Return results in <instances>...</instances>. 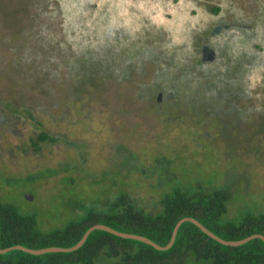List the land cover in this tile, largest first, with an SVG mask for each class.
Here are the masks:
<instances>
[{"label":"rangeland","instance_id":"obj_1","mask_svg":"<svg viewBox=\"0 0 264 264\" xmlns=\"http://www.w3.org/2000/svg\"><path fill=\"white\" fill-rule=\"evenodd\" d=\"M195 1L187 20L186 0H0V201L43 231L122 190L144 206L173 187L227 186L225 218L264 213V40L197 62L212 8L233 2L244 21L256 9ZM41 132L58 141L36 149Z\"/></svg>","mask_w":264,"mask_h":264},{"label":"trees","instance_id":"obj_2","mask_svg":"<svg viewBox=\"0 0 264 264\" xmlns=\"http://www.w3.org/2000/svg\"><path fill=\"white\" fill-rule=\"evenodd\" d=\"M57 141L56 137L41 132L31 143L38 149L39 143ZM131 155L133 161L135 155ZM129 168V160L122 159L119 169L124 171ZM63 169L80 170L71 164L65 165ZM58 170L47 169L40 174L45 178L58 174ZM130 170L136 173L138 168L135 166ZM160 195L163 196L156 204L151 205L147 199L141 206L140 200L129 191L122 190L104 208L89 207L84 215L70 221L64 228L50 231L39 229L35 214L21 213L13 203L0 201V248L16 245L31 249L71 248L95 225H106L123 233L141 235L160 246H166L176 224L186 217L197 219L227 241H239L254 234L264 235V213H248L241 220L225 218L231 200L227 186H178L164 190ZM149 207L151 209L147 212ZM190 254L194 255L198 263L205 264H264V241L255 238L243 245L227 246L211 238L195 224L184 222L168 250H157L138 240L94 230L78 250L41 255L12 250L0 254V264H185Z\"/></svg>","mask_w":264,"mask_h":264},{"label":"flooded vegetation","instance_id":"obj_3","mask_svg":"<svg viewBox=\"0 0 264 264\" xmlns=\"http://www.w3.org/2000/svg\"><path fill=\"white\" fill-rule=\"evenodd\" d=\"M251 1L256 9V13L249 21H244L240 12L236 11L233 2L229 4L227 3V5L224 6L218 5L211 9L213 17H209L212 19V24L207 28L209 29V32L206 30L204 36H199L201 46L198 49V54L201 55V58L197 62L200 67H205L211 64L213 65L219 58V54L220 57L223 55L229 57L231 52H234L235 50L238 51L241 46L248 47L249 49L252 44L264 40V0ZM198 3H200V1L186 0V2H182L180 5L183 7V10H181L183 13L186 11L185 9H189L187 11L188 14H190V12L192 13V15L188 16L187 20L189 18L191 19V16L194 18L195 15L199 14V10L196 7V4ZM230 9H234L236 12L233 15V18H222L223 14ZM182 12L180 15L177 14L176 17L179 22L183 21V23H186L185 19L180 20L183 15ZM204 29L205 28L203 27L198 31L196 30L195 34H201ZM162 97L163 92H159L157 98L158 104L161 103Z\"/></svg>","mask_w":264,"mask_h":264},{"label":"water","instance_id":"obj_4","mask_svg":"<svg viewBox=\"0 0 264 264\" xmlns=\"http://www.w3.org/2000/svg\"><path fill=\"white\" fill-rule=\"evenodd\" d=\"M28 199L32 200L33 196L30 195L28 197ZM184 222H191V223L195 224L197 227H199L204 233L209 235L211 238H213V239L217 240L218 242H220L221 244H224L227 246L243 245L246 242H248L252 239H255V238H258V239H261L264 241V235L263 234H254V235H251V236H249L245 239L239 240V241H227V240L220 238L219 236H217L213 232H211L209 229H207L205 226H203L197 219L191 218V217H186V218L181 219L176 224L174 231H173V234H172V238L166 246H160L159 244L155 243L154 241L150 240L149 238L141 236V235L123 233V232L117 231L111 227H108L106 225H95V226L90 227L86 231V233L83 235L82 239L75 246H73L71 248L49 247V248H44V249H31V248H28V247H25L22 245H16V246L8 247L5 249L0 248V254H5V253H8L12 250H22L24 252H27V253L33 254V255H41V254H45V253H57V252H72V251H75V250H78L79 248H81L83 246V244L86 242L89 234L94 230H104V231H107L111 234H114V235L122 237V238L138 240V241H141V242H144L146 244L153 246L157 250H168L174 244L178 230ZM0 235H1V231H0Z\"/></svg>","mask_w":264,"mask_h":264}]
</instances>
